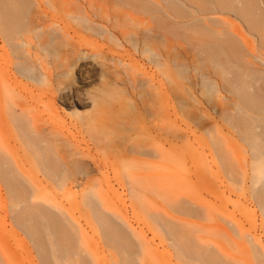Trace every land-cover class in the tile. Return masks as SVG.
<instances>
[{
    "label": "rangeland",
    "instance_id": "374dc122",
    "mask_svg": "<svg viewBox=\"0 0 264 264\" xmlns=\"http://www.w3.org/2000/svg\"><path fill=\"white\" fill-rule=\"evenodd\" d=\"M69 1L71 3L68 2L69 5L67 4L65 9L70 10L76 4L78 7L87 9L88 16H91L92 11H96L98 18L96 17L97 22L90 25L91 27H82L67 18L63 9H47V13L52 15L53 19L55 18L57 24L65 25L69 31V35H64V39L50 30L47 32L48 35L43 36V40L49 43L46 51L47 58L43 60L45 59L48 67L54 71V76L49 83L43 82L44 71L23 59L20 51L17 52V55L21 57L20 60H13L10 48L4 42L3 36H0V88L2 89L4 83H9L12 85H10V90H14L15 93L10 95L6 91L5 94L4 89L0 92V142L4 140L0 143V149H2L0 151L6 155L8 153V157H10L9 154L14 156L11 160L17 164L21 174L25 175L24 178L28 177L32 183L44 180V184L47 185L48 182L43 178L42 173L33 167L24 155L26 146L24 147L21 141L19 130L13 125L11 118L9 119V108L14 107L17 116L28 118L34 128L44 129L48 134V139L58 147L59 155L68 157L63 163L64 177L65 174L70 173L65 177L66 179L70 177L66 180L67 183L77 180L84 185L87 178L94 177L99 183L96 184L95 193H97L96 200L99 202L98 205L100 204L101 211L104 212L102 209L104 207L106 210L111 207L114 213L117 212L115 213L117 216H111L113 214L111 210L110 215L106 214L105 210L106 215L112 217L111 219L116 216L114 220L117 224L125 220L123 224L127 223L128 227L124 224L127 228L123 229L130 227L131 230L127 232L133 231L132 235L143 234L142 239L139 235L134 236V241L138 240L140 245L142 242L141 246L145 247L143 250H148L143 251L145 252L143 258L147 260L143 264H181L177 261V255L174 254L175 249L174 252L172 251L174 246L171 242L169 243L171 240L168 238V241L165 235L163 236L164 230L161 227L156 229L158 223L162 222L165 225L166 219L170 223L175 218L176 221L171 222L172 224L167 223V225L194 233L196 237L204 240L210 252L213 250L214 253L221 254L220 256L225 252L222 257L227 259L226 256H228L229 261L235 262L229 259V254H231L240 259V264H264V210L259 208V204L256 205L258 202L253 194L255 189H260L259 185L264 181L256 185V188L252 185L249 178L253 174V168H250L254 163L250 161L252 157L248 154L251 151L247 148L248 146L246 147L247 143L242 137L237 135L239 132L234 131L235 128L230 126L229 121H227L228 124L225 121L227 110L229 116L234 117L238 114L236 113L238 108L236 112L233 111L236 109L235 106H240L234 105L233 107L238 99L235 93L233 94L234 90L230 80L234 79V72L241 70L233 69L235 63L229 65L231 69L229 66L227 69L232 70L229 71L232 77L229 76L230 73H227V70L226 72L215 70L214 62L208 61L202 53L200 56L193 50L196 55L190 53L189 45L187 46L185 41V44L182 40L180 42L179 37L173 36L174 27L170 26L172 23L165 24L162 17L158 15L144 14L132 7H127L128 5L124 4L125 7H123L122 3L116 6L112 2L113 6L110 0H81V3H84L82 6L79 0H73L74 3L77 1L75 4L72 0ZM89 1L93 3V10L87 6ZM35 7L36 13L34 14L44 17L41 15V9L37 5ZM108 16L113 17V21L108 20ZM215 18L231 21L240 27L246 39L257 43L258 40L254 35L243 30L244 26L240 21L230 16H215ZM109 22L113 25L111 27L112 38H108L107 35ZM53 23L47 18L43 22L44 27L55 29L56 26ZM226 27L229 30L232 28L231 24H226ZM74 31H78L77 34H74ZM29 33L24 34L26 38L40 36L41 31ZM72 44H75L78 49L77 47L72 48ZM61 54L65 57L66 65L62 76L55 69L60 62ZM259 57L261 60L258 61L261 62H257L258 64L263 60L262 55L255 60L260 59ZM253 59L248 60L252 63L251 66L254 64L252 69H255L254 67L258 65L255 61L253 63ZM9 60L14 61V65L5 67ZM73 63L76 66L72 67ZM260 66L257 68L260 69ZM257 68L255 70H258ZM260 70L257 73L260 72L262 76L264 70L263 72ZM221 71L229 75L225 76L221 74ZM227 88L232 94L226 91ZM12 101L15 102L11 103ZM24 104L27 110L22 113L19 108ZM231 106L233 109L230 108ZM222 114H225L223 118H221ZM30 119H34V122ZM43 125L48 128L45 126V130ZM255 130L257 132L258 128ZM146 151L148 156H144ZM77 152L81 154L78 156ZM150 152L157 153L151 154ZM127 155L129 158L126 159ZM224 166L232 168L233 173L225 170L227 174L223 175L221 169ZM193 170L196 172H192ZM206 170H208L206 173H210L209 175L203 173ZM200 171L204 176H200ZM243 176L248 178L244 179ZM229 177L235 183L230 181ZM236 179L237 181L240 179L241 182L237 184ZM149 181L156 183L149 184L150 186L155 184L156 192L149 190L150 186L146 185ZM157 183L161 184L165 190L167 188L169 192L171 191L174 194L170 193L171 196L177 198L179 205L172 207V204L176 202L173 201L175 199H169L170 195H167L169 192L164 196L163 191L161 194L157 192L162 189H157L159 185ZM2 187L0 181V190H3V192L0 191V195L3 196V201L0 203V233L4 239L3 246H0L4 253L0 255V260H3L1 263L5 260L6 264H38L36 252L31 248V243L23 234V236L20 235L22 232L15 228L9 218L10 209L6 192ZM82 190L83 186L72 191L77 194L75 197L79 200ZM51 191L56 196L57 202H60L68 211V215L80 226V231L84 235L81 248L82 251L87 249L83 251L85 256H89L87 260L91 264H111L110 256L107 254L108 249L104 247L103 238L90 215L91 212L88 209L85 210L84 207L74 206V197L65 190L51 189ZM147 191L152 193H147ZM60 195L61 198H59ZM97 195L103 196V202L100 198L98 199ZM252 197L257 202L256 204ZM187 199L195 203H193V215L191 208H189L190 213L188 212V207L192 204L188 203ZM166 200L169 202L167 203ZM181 202H185V205L182 206ZM186 202L189 204L188 207H186ZM201 204L204 205L203 208L200 207ZM151 205H155L156 213L159 211L161 216H158L163 221L159 219V222L158 216L154 215L155 213L152 214L156 211L155 209H151L153 212L150 211V216L148 209L152 208ZM174 208L178 209V212L177 209L174 211L177 214L172 213ZM195 209L199 214L195 213ZM183 212L184 214H180ZM186 214L188 216L191 214L192 218H187ZM195 214L197 217L194 216ZM170 215L173 217L171 218ZM152 216L153 218H150ZM154 217L155 221H153ZM190 223L191 227L193 226L192 229ZM123 224L120 226L122 227ZM132 235L130 234L129 237ZM138 236L140 242L136 238ZM12 255L16 263L9 262Z\"/></svg>",
    "mask_w": 264,
    "mask_h": 264
},
{
    "label": "bare ground",
    "instance_id": "6f19581e",
    "mask_svg": "<svg viewBox=\"0 0 264 264\" xmlns=\"http://www.w3.org/2000/svg\"><path fill=\"white\" fill-rule=\"evenodd\" d=\"M79 1L82 6V4L84 3H81V0ZM110 1H111V4L113 2L115 3V5L122 3L123 7H125L124 4L128 5L127 7L129 8L132 7L135 10H138V12H141L144 14H149V15L154 14L156 16L158 15L160 16V18L162 17V21H164L165 24L172 23L170 26L174 27L173 36L175 35L176 37H179L180 42L181 40L183 42L185 41L187 43V46L189 45L190 47V48L188 47V49H191L190 53H193L194 51L197 55L199 53V56H200V53H202L204 56L202 54L201 56L206 57L208 61L211 60L212 63L214 62L215 70L218 69L219 72L220 70L226 72V70L228 69V66L232 65L233 63H235L234 64L235 67L233 69L238 68V70H241L239 72L237 69H235V71H238V72L237 73L234 72L235 73L233 74L234 79L232 78L233 81L229 79L231 81V85H232L231 87L234 90L233 94L235 93V97L238 99V102H236L237 101L236 99H232L233 101L236 100L234 104L232 101L233 107L234 105L240 106V107L235 106L236 109H233L232 106L230 108H232L234 112H236L238 108V112H236L238 114H236V116L234 115L235 113L232 114L234 115V117L229 116V114H227L228 113V110H227V112L225 113L226 116L225 114H222L221 118H223V115L226 117L225 121L226 122L229 121L231 124L230 126H232V128L233 127L235 128L234 131L239 132L237 135H239L240 138L242 137V139L247 143L246 147L248 146L247 148H249L251 151V153H248V154L252 157V160L250 161H253L254 163L252 167L250 168V169L253 168V171H252L253 174L249 178V180L252 182V185L255 187L256 185L260 184L261 181H264L262 180L264 179V77H262L264 73L262 74V76L260 72H259L260 74L257 73V71L260 69L264 70V64H262L264 61V0H110ZM68 2L70 1L69 0H0V36L1 35L3 36L4 42L10 48V51L12 52L11 54H13V60H20L21 58L20 55H17V52L20 51L24 57L23 59L30 61L33 65L40 67L41 70L44 71L43 82L49 83L51 78L54 76V71H52V69L48 67L49 65L47 61L45 59L43 60V58H47L46 51H47V46L49 45L47 40L46 41L43 40V36L48 35L47 32L49 30L55 35H57L58 37H60L61 39H64V35H67V36L69 35L68 34L69 31L66 28V26L65 25L60 26V24L58 25L57 24L58 22L55 21V18L53 19V16L47 13V9H50V10L63 9L62 11H64V15L67 18H69L72 22H76L77 25H81L82 27L84 26L91 27L90 25L96 24L97 22L95 20L96 17L98 18V14L96 13V11H92L91 16H88L87 9L76 6L75 3L77 1H75L74 3L73 0L72 2L73 4H75L74 8L67 10L65 9V6H67ZM36 5L38 6L39 9H41L40 11L41 15H44V17L43 16L38 17L37 14L36 15L34 14L36 13L35 12ZM112 5L114 6V4ZM84 6L86 5H83V7ZM87 6L90 10H93L94 6H93L92 1H89ZM109 15H111V13ZM62 16L63 15H61V17ZM215 16H226V17L230 16L240 21L241 25L244 26L243 30H245L246 32L248 31L250 35L252 36L254 35L255 38H257L258 40L257 43L246 39L245 35L242 33L243 31H241L239 26L234 25L229 20L222 19V18H215ZM46 18L54 22L53 24L56 26L55 29H52L50 27H44L43 22H45ZM112 18L108 16V20H111ZM35 19L37 21H35ZM226 24H231L232 28L230 30L227 29ZM112 26L113 25H111V23L107 24L108 38H112L113 36L112 29H111ZM37 30L41 31L40 36L35 35L34 37L26 38L24 35L25 33H29V32H36ZM74 32H75L74 34H77L78 31H74ZM237 41H239V43L240 44L242 43V44L240 45ZM242 45L243 47H240ZM76 47L77 46L75 44H72V48H76ZM76 49H78V47ZM258 51H260L261 53ZM250 55L254 57V59L250 57ZM261 55H262L263 60H262V63L258 64L259 62H261V61H258V60H261V57H259L260 59H257V60H255V58H258V56H261ZM250 58L253 59V63L255 61V64H257L258 66L262 64L263 68L262 66H260L261 68L259 69L257 68L258 67L257 66L254 68L255 69L257 68L258 70L252 69L254 64L253 66H251L252 63L248 60ZM203 59L206 62V59L205 58ZM59 61L60 62L55 66V69L59 72V75L62 76L64 70L66 69L65 57L63 54L60 55ZM13 62L14 61L9 60L6 63L5 67L11 64L14 65ZM15 65H18V64H15ZM74 66H76L75 63L72 64V67ZM262 70L260 71L263 72ZM229 71L227 70V73H230L232 70L230 72ZM227 73H224L225 76L229 75ZM215 74H217V72H215ZM221 74H223V72ZM229 76H231V73ZM4 84H3L4 88L2 87V89H4L5 94H6V91H8L10 95L11 94L14 95L15 94L14 90H10L11 84L9 83H6L5 85ZM23 88L26 89V87H23ZM2 89L0 88V92L3 91ZM226 91H229L228 88ZM229 92L231 93V91ZM5 96H9V95H5ZM7 99H5L6 100L5 102H7ZM14 102L15 101H12L11 103H14ZM8 108H9V105H8ZM19 109L21 110L22 113H24L26 112L27 107L24 104L20 106ZM9 110H10V115L7 114L8 112L6 113V115H9V119L11 118V122L16 127V129L19 130V133H20L19 135L22 138L21 141L23 142L24 147L26 146V149L25 150L23 149L24 155L27 156L26 159L29 160V162L31 163L33 167H35L36 169L39 170L40 173H42L43 178L48 182L47 185H45L43 182L44 180L42 181L43 183L34 182L35 184L32 183L31 179H28V177H26L27 178L26 180V178H24L25 175L21 174L22 172L18 170L19 167L16 166L17 164L11 160V158L14 159V156L12 154H9L10 157H8L7 151H6L7 155L4 152L2 153V151H0V181L3 185L2 188L6 192L5 195L7 197L8 207L10 209L9 213L12 216V217L10 216L9 218H11L12 223L15 226V228H17V230L22 232L20 235L23 234L27 238V241L31 243L32 245L31 248H33L36 252L35 255L37 257L36 256L35 257L38 260L37 263L38 264H91V262L87 260L88 259L87 257L89 256H85L83 253V251L86 248L84 247L85 249L83 251L81 248L82 246L81 241L84 235L80 231L81 230L80 226L77 225L75 219H73L71 216L68 215V211L60 204V202L59 203L57 202L58 200L56 196L52 193L51 189L58 190V191L65 190L67 193L71 194L74 197V206L76 205V207H84L85 210L88 209L91 212L90 215H92L94 219L93 221L96 222V226H98V229L100 230L99 232L100 236H102L103 238V243L105 245L104 247L108 249L107 252L109 253L107 254L110 256L111 264H137L138 262H140V264H143L144 261L146 262L147 260L143 258L145 256L144 255L145 252L143 251H145L146 249L143 250L145 247L141 246L142 242H140V239H139V236L141 239L144 238L142 236L143 234L132 235L134 232L133 231H131L132 233L129 232L131 230L130 227L129 229L124 230L123 228H127L128 224L127 223L125 224L126 222L125 220L123 221H125L124 224L127 225V227L124 226L123 221L122 222L119 221L121 224H123L122 227L120 226L121 224L119 222L118 223L120 225L117 224V221L114 220V218L116 219L117 214L115 213L117 212L114 213L112 209H110L111 207L110 208L108 207L109 210L104 209L105 208L104 207L102 208L104 212L101 211L99 207L100 204L98 205L99 202H97L96 200L97 193H95L96 184H99V183L96 182L95 178L94 177L91 179L87 178V181L85 180L84 185H81L77 180H72V181L69 180L70 183H67L66 180H68V178L70 179V177H68L67 179L65 177H67V174L69 176L70 173L65 174V177H64L65 169L63 170L64 168L63 163L64 161H66L68 157L59 155L60 152L58 151V147L56 146L54 142H51L48 139V134L44 131V129L34 128V126H32L29 123L30 121L28 120V118L25 119L22 117L20 118V116H17L16 111L14 110V107L13 109L12 107L11 109L9 108ZM225 111L226 110H224V112ZM3 112H4V109H3ZM2 118L5 119V117H2ZM38 124L40 125V122ZM226 124H228V122ZM45 126L43 125V128H45ZM46 127L48 128V126ZM257 128L258 130L256 132L255 129ZM242 139L241 141H243ZM3 141L4 140H1L0 143H3ZM250 151H247V152H250ZM150 153L155 154L157 152L155 153L150 152ZM80 154L81 152L76 153V155L78 156ZM140 155H143V154H140ZM144 156H148V152L147 153L144 152ZM149 156H153V155H149ZM127 158H129L128 155L126 159ZM224 167L221 169L223 175L227 174V172L233 173L232 168H229V167L224 168ZM223 170L224 171L226 170L227 172L226 171L223 172ZM194 171L195 170H193L192 172ZM207 171L208 170L203 171V173L205 172V175H209L210 173L209 172L206 173ZM66 172H68V170H66ZM200 173H201L200 176L203 175L201 171ZM194 174L195 173H193V175ZM195 175L197 176V174ZM228 176L229 175H227V177ZM234 177H237V176H234ZM243 178L246 179L248 177L243 176ZM230 181L233 182L234 180H231L230 178ZM239 181L241 182V180L239 179L237 181V184L240 183ZM152 182L153 181H149V183L146 185H149V184L151 185ZM211 182L213 181L211 180ZM262 183L259 185L260 189L257 188L255 189V191L251 190V192L252 191L254 192L252 193L254 194V197H255V198L252 197V200L256 199L258 203L254 200L255 204L256 203H257L256 205L259 204V208L261 210H264V183L263 184ZM154 185L149 187V190H152V192H156L155 190L156 188ZM82 186H83V190H82L81 198L79 200L75 197L77 194L72 191L74 189H78V188L80 189ZM157 186H156L157 189L162 188L161 184ZM214 186L211 188L213 189ZM146 188L144 189L147 190ZM138 189H141V188H138ZM226 189H229V188H226ZM164 190L165 188L163 187L161 190H157V192L159 191L161 194V192L163 191L162 194L164 196L169 192L167 188L165 191ZM98 191L99 190H97V192ZM229 191L232 192V190H229ZM152 192L147 191V193H150V194ZM170 193L172 192L170 191L169 194H167L168 196L170 195L169 199L174 198L175 200L173 201L174 202L176 201L174 205L172 204V207L173 206L176 207V205H179L178 204L179 201L177 200L175 196L172 197ZM142 194H144L143 190H142ZM97 196H99L98 199L100 198V201L103 199L102 195H97ZM2 197L3 196L0 195V203H2L3 201ZM59 198H61V195L59 196ZM187 201L188 203L191 202L188 199ZM101 202H103V200ZM154 202L155 201H153V204H155ZM168 202L169 201H167V203ZM184 203L181 202L180 204H182L183 206L185 205ZM193 203L194 202L190 203L192 204L191 205L192 207L191 206L188 207L189 204H187L186 202L187 204L186 207H188L189 213L192 209H194L193 205L195 203L194 204ZM4 205H6L5 202H4ZM157 205L159 204L157 203ZM154 206H152V208L149 207L148 212L150 211L153 212L152 211L153 209L156 210ZM202 206L204 207V205L201 204L200 207L203 208ZM189 208H191V210ZM79 209H78V212H79ZM175 209L177 208H174L172 213L177 214L178 209L176 210L177 212H174ZM110 210L113 212L111 216L116 215L115 217H113V219H111L112 217L110 218L108 215H106V214L111 213L109 212ZM180 210H181V207H180ZM163 211L162 212L160 211V213H163ZM151 212L149 213L150 216H151ZM156 212L157 210L153 212L152 214L155 213L154 215L156 216L160 215L159 211L158 213ZM184 212L180 214H184ZM192 212L194 214L193 210L191 211V214ZM196 212L198 211L195 209V213ZM83 213H84V209H83ZM191 214L189 216L187 215L188 217L184 215V217L186 216L187 218H192L191 216L193 214L192 215ZM153 216L150 218H153ZM194 216H196V214ZM194 216L193 218H195ZM119 217L121 218V216ZM155 217L153 221H155L156 219ZM172 217L173 216H171V218ZM121 219H123V217ZM157 219L158 221L159 219L162 220L161 217L159 216ZM117 220H119V218ZM167 221L168 220L166 219L165 220L166 224L163 225L164 223L162 224V222L159 221L160 222L159 224L156 220V223L160 225L158 226L157 224L156 229L158 227H161L164 230V232L162 229L161 230L159 229V230L163 232L162 234L163 236L165 235V238H167L166 240L168 241L169 239L171 240L169 241V243L171 242V245L173 244L174 248L172 249V251L175 249L174 251L176 253L174 251L173 252L174 254L177 255V258H178L177 261H179V263L181 264H236L237 263L238 264L240 262V259L238 257L233 256L229 253H228L230 255L229 259H232L235 262H232L231 260L229 261L228 256H226L227 259L223 258L222 256H224L223 254L225 252H223L222 256H220L221 255L220 251H219L220 255L214 253L212 249H211L212 252H210V249L208 250V248H206L203 239L196 237V235L190 231H185L183 229L182 231L176 227H173L170 225L168 226L167 223L169 222ZM174 221H176V218L175 220L171 222H174ZM171 222L169 224H172ZM154 223H151V224H154ZM184 223L182 224L184 225ZM188 224H189V221H188ZM191 225L192 224L190 223V228L192 229L193 226L191 227ZM153 227L155 228V225ZM182 228H185V227H182ZM127 230H129L128 232L132 236L129 237L130 234L127 232ZM137 235L139 236L136 238L139 239V242L141 243V245L137 242L138 240L136 242L134 241V238H135L134 236H137ZM131 238L133 239L131 240ZM3 240L4 239L2 237V234L0 233V246H3ZM144 240H142L143 243H145ZM135 243L136 245L137 244L139 245L136 246ZM24 244H26V242ZM34 250H33V253H34ZM2 253L3 252L1 250L0 255ZM85 254L87 255V253ZM171 256H169V258ZM1 257L2 259L4 258V256H1ZM174 257L176 258V256ZM1 261L3 262V260H0V264L7 263L5 260H4V263H1ZM9 262L16 263V259L14 258L13 255L9 259Z\"/></svg>",
    "mask_w": 264,
    "mask_h": 264
}]
</instances>
